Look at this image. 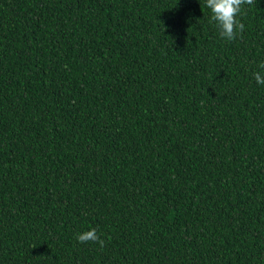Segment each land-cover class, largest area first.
Returning a JSON list of instances; mask_svg holds the SVG:
<instances>
[{
    "label": "trees",
    "instance_id": "obj_1",
    "mask_svg": "<svg viewBox=\"0 0 264 264\" xmlns=\"http://www.w3.org/2000/svg\"><path fill=\"white\" fill-rule=\"evenodd\" d=\"M210 16L0 0V264H264V0Z\"/></svg>",
    "mask_w": 264,
    "mask_h": 264
},
{
    "label": "clouds",
    "instance_id": "obj_2",
    "mask_svg": "<svg viewBox=\"0 0 264 264\" xmlns=\"http://www.w3.org/2000/svg\"><path fill=\"white\" fill-rule=\"evenodd\" d=\"M254 0H205V6L210 10V23H214L221 39L231 41L244 31V24L238 22L237 16L241 13L242 5H252ZM260 68L264 69V63ZM258 84H264V77L260 72L253 74ZM80 243L95 242L103 247L105 241L97 235L96 229L86 230L77 234Z\"/></svg>",
    "mask_w": 264,
    "mask_h": 264
}]
</instances>
